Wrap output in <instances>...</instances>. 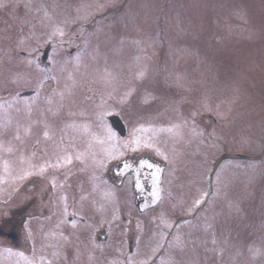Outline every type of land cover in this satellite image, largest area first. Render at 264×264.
Listing matches in <instances>:
<instances>
[{"label": "rangeland", "instance_id": "rangeland-1", "mask_svg": "<svg viewBox=\"0 0 264 264\" xmlns=\"http://www.w3.org/2000/svg\"><path fill=\"white\" fill-rule=\"evenodd\" d=\"M13 134L0 264H264V0H0Z\"/></svg>", "mask_w": 264, "mask_h": 264}, {"label": "flooded vegetation", "instance_id": "flooded-vegetation-1", "mask_svg": "<svg viewBox=\"0 0 264 264\" xmlns=\"http://www.w3.org/2000/svg\"><path fill=\"white\" fill-rule=\"evenodd\" d=\"M44 55L45 53L43 54V56L41 57V62L42 64L45 66V67H49L48 65V62L46 60V57L44 58ZM34 95V92L31 91V96ZM7 138H5L2 142L3 144V150L5 151L3 153L2 156H0V179L2 180L0 182V185L2 186V188H6L7 186V183H8V166H7V155H13V152L16 153L18 147H16L18 145V143H16V137L17 135L13 134L11 136L7 135L6 136ZM50 144V142L47 143V145ZM38 146V144H35L33 145V149L35 150V148ZM1 154V153H0ZM17 158V156L15 157ZM132 185V184H131ZM36 187H37V184H35L34 182L32 183H29L27 185H24V184H20L19 185V191H20V194L22 195L24 190H32L35 192L36 190ZM29 188V189H27ZM9 189H13L12 186H9ZM2 193V191H1ZM33 194V193H32ZM32 201L36 202V199L33 198L31 199ZM23 209V213L22 214H25L27 212V209L23 207L22 205V208ZM23 221L21 223L18 222L17 219H11L9 215H7V212H6V209L4 208V210H2V213H1V216H0V234H17V229L19 228H23ZM8 230V231H6ZM1 239H3L4 237L0 236ZM3 248H6V245H3Z\"/></svg>", "mask_w": 264, "mask_h": 264}, {"label": "water", "instance_id": "water-1", "mask_svg": "<svg viewBox=\"0 0 264 264\" xmlns=\"http://www.w3.org/2000/svg\"><path fill=\"white\" fill-rule=\"evenodd\" d=\"M45 56H44V58H45ZM111 127L113 128L114 131H116V133L119 135V137L123 138L125 136V133H126L125 128L119 119L113 118L111 120ZM11 238H14V236L12 235Z\"/></svg>", "mask_w": 264, "mask_h": 264}]
</instances>
